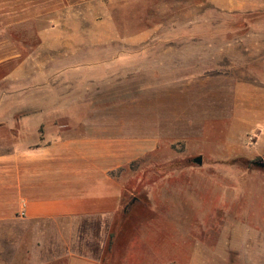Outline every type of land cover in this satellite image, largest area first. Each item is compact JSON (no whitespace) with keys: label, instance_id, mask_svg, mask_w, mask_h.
Masks as SVG:
<instances>
[{"label":"rangeland","instance_id":"rangeland-1","mask_svg":"<svg viewBox=\"0 0 264 264\" xmlns=\"http://www.w3.org/2000/svg\"><path fill=\"white\" fill-rule=\"evenodd\" d=\"M205 4L104 0L54 13L49 23L35 19L19 26V66L27 74L19 75L16 106L0 107L1 115L14 112L13 122H0V153L43 139L28 123L33 115L58 120L40 124L39 133L57 127L71 132L88 116L114 115L138 99L191 105L192 91L180 94L168 87L225 70L234 52L258 50V59L264 57V42L250 37L236 43L206 39L238 16ZM5 89L0 85V92ZM232 126L189 124L187 141L162 147L161 155L131 159L115 172L125 192L114 220L110 264H146L153 251L171 242L188 250L179 264H187L188 255L195 263L201 258L210 264H245L249 257L264 261V169L250 165L264 162V123ZM197 156L200 166L191 162ZM167 163L171 166L165 168ZM156 164L166 166L155 171ZM144 179L156 203H146L139 185ZM199 245L201 255L192 249Z\"/></svg>","mask_w":264,"mask_h":264},{"label":"crops","instance_id":"crops-1","mask_svg":"<svg viewBox=\"0 0 264 264\" xmlns=\"http://www.w3.org/2000/svg\"><path fill=\"white\" fill-rule=\"evenodd\" d=\"M103 1L0 0V85L9 88L0 92V107L16 106L19 75L27 74V68L19 66L17 28L35 19L49 23L54 13ZM208 5L228 14L264 12V0H206ZM249 37L264 42V23L227 43L246 42ZM259 55L258 50L234 52L225 70L168 87L180 94L192 91L191 105L138 99L114 115L88 116L71 132L57 127L39 133L40 124L58 120L49 114L33 115L28 123L43 139L0 153V264H104L125 192L115 172L131 159L161 155L162 147L187 141L189 124L229 122L231 130H237L240 123L246 129L264 123V57L258 59ZM13 115L0 114V122H13ZM148 183L139 180L146 203H156ZM203 247L192 249L201 255ZM185 249L171 242L169 248L153 251L146 264H179ZM186 259L187 264H210L204 258L199 263L194 256ZM244 263L264 261L249 257Z\"/></svg>","mask_w":264,"mask_h":264},{"label":"trees","instance_id":"trees-1","mask_svg":"<svg viewBox=\"0 0 264 264\" xmlns=\"http://www.w3.org/2000/svg\"><path fill=\"white\" fill-rule=\"evenodd\" d=\"M237 15V19L230 24H226L219 28V31H213L212 33H216V36L206 35V37L213 39L218 38L222 42L232 41L235 37H241L250 31H256L261 28L264 23V12L263 13H237L232 14ZM228 165L235 164L236 162L230 161L227 162ZM254 162H251L250 165H254ZM164 166H158L154 168L155 171L164 169ZM171 166V164L167 163V167ZM255 166V165H254ZM259 168V167H258ZM261 169V168H259ZM113 243H114V234L113 232L109 235L108 243L106 245L105 254L103 256V263L110 264L109 261L111 260L112 253H113Z\"/></svg>","mask_w":264,"mask_h":264},{"label":"water","instance_id":"water-1","mask_svg":"<svg viewBox=\"0 0 264 264\" xmlns=\"http://www.w3.org/2000/svg\"><path fill=\"white\" fill-rule=\"evenodd\" d=\"M191 162H192L193 164H196V165L200 166V165L202 164V158H201V156H197V157L193 158V159L191 160ZM253 164H254L256 167H259V168H261V169H264V162H254Z\"/></svg>","mask_w":264,"mask_h":264}]
</instances>
